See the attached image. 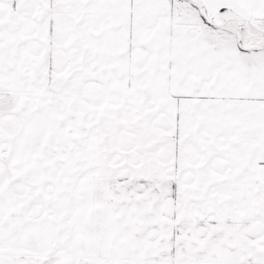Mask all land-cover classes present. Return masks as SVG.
<instances>
[{"label": "snow or ice", "instance_id": "obj_1", "mask_svg": "<svg viewBox=\"0 0 264 264\" xmlns=\"http://www.w3.org/2000/svg\"><path fill=\"white\" fill-rule=\"evenodd\" d=\"M0 264H264V0H0Z\"/></svg>", "mask_w": 264, "mask_h": 264}]
</instances>
